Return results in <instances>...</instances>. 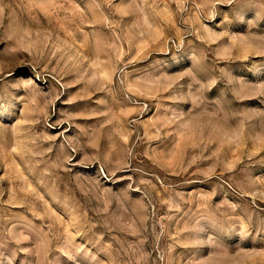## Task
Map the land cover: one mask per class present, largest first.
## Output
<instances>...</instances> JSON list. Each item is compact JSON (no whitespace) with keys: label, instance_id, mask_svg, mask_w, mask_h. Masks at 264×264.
Wrapping results in <instances>:
<instances>
[{"label":"rangeland","instance_id":"374dc122","mask_svg":"<svg viewBox=\"0 0 264 264\" xmlns=\"http://www.w3.org/2000/svg\"><path fill=\"white\" fill-rule=\"evenodd\" d=\"M0 264H264V0H0Z\"/></svg>","mask_w":264,"mask_h":264}]
</instances>
